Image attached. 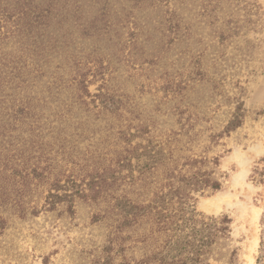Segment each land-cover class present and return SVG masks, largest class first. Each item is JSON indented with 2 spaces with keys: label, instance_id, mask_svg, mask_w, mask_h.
I'll return each instance as SVG.
<instances>
[{
  "label": "rangeland",
  "instance_id": "obj_1",
  "mask_svg": "<svg viewBox=\"0 0 264 264\" xmlns=\"http://www.w3.org/2000/svg\"><path fill=\"white\" fill-rule=\"evenodd\" d=\"M51 1L54 29L47 34L57 43L42 58L43 73L32 72V85L20 95L45 99L54 133L62 129L63 155L49 141L53 172L61 174L66 192V180L79 182L93 163L107 165L134 146L153 145L169 165L201 158L206 162L199 166L213 171L221 188L195 194L196 217L228 218L226 234L207 246L202 264H264V0ZM16 42L9 38L6 47L13 51ZM76 70L86 73L84 102H75ZM4 87L0 152L11 153L14 169L30 172L36 152L23 157L8 149L29 135L25 123L13 122L10 83ZM100 93L112 98L110 109ZM69 104L71 112L56 119L55 110ZM231 121L237 126L228 128ZM54 173L30 183L20 199L24 212L14 201L0 202V264H95L112 214L92 217L104 215L110 198L75 197L73 213L64 201L49 209ZM206 199L223 204L209 210ZM130 253L139 254L136 248Z\"/></svg>",
  "mask_w": 264,
  "mask_h": 264
},
{
  "label": "trees",
  "instance_id": "obj_2",
  "mask_svg": "<svg viewBox=\"0 0 264 264\" xmlns=\"http://www.w3.org/2000/svg\"><path fill=\"white\" fill-rule=\"evenodd\" d=\"M53 4L51 0H0V102H3L1 93L5 90L4 86L10 83L12 120L25 123L29 135L24 142L20 143L17 139L8 149L23 157L36 152L33 157L37 159L30 172H19L12 167L11 153L3 155L0 152V202L14 201L19 212H24L20 199L27 193L30 183L40 182L47 178L46 174L54 173L52 142L58 143L55 153L63 155L66 151V144L58 141L62 129L54 133L55 121L49 122V114L44 112L46 100L38 97L25 99V96L20 95L32 85V81L27 79L32 72L43 73L45 59L42 58L57 43L55 37L47 34L48 29H54L51 27L50 9ZM9 38L17 41V48L13 51L6 47ZM30 58L36 61L28 64ZM71 62L74 60L71 59ZM28 65L32 68H27ZM74 73L78 75V78H73L77 102L82 101L83 95H89V92L85 84L86 73L83 70ZM98 96L102 106L110 109L112 98L104 93ZM71 105L64 112H58L63 108L56 109L57 116L54 117L64 118L71 112ZM236 126L231 121L228 128ZM42 136L51 139L42 142ZM152 147L149 145L139 151L134 146L127 149L126 154L116 153L107 165L93 163L91 171L85 172L79 182L66 180V183L71 182L70 193L60 182L61 174L55 172L53 175L54 181L46 200L49 209H53L57 202L64 201L66 210L73 213L72 202L75 197L93 201L110 198L104 215L95 214L92 217L93 222H96L112 214L106 239L95 258V264H202L201 255L207 252V246L216 236L225 235L228 230L226 216L207 217L206 220L200 215L196 217L201 213L195 208V194L207 189L216 192L221 188L220 181L211 177L213 171L199 166L206 161L195 158L182 164H165L162 150H150ZM72 154V151L66 152L67 157ZM142 156L145 157L143 161ZM71 159L72 164L77 163V157ZM132 159L136 162L133 163ZM215 161L212 160V163ZM160 167H164L161 172ZM16 173L20 175L18 180H15ZM150 178V182L154 179L158 184L150 187L151 183L147 181ZM123 184L129 185L131 189L126 191L120 188ZM62 188L64 190L60 193ZM130 192H137L136 197H131ZM12 194L14 197L18 195V198H13ZM33 210L32 213L37 212ZM135 248L138 256L130 253Z\"/></svg>",
  "mask_w": 264,
  "mask_h": 264
},
{
  "label": "bare ground",
  "instance_id": "obj_3",
  "mask_svg": "<svg viewBox=\"0 0 264 264\" xmlns=\"http://www.w3.org/2000/svg\"><path fill=\"white\" fill-rule=\"evenodd\" d=\"M226 203L230 204L231 203V199L230 197L226 198ZM223 203L219 202H215V201H209L208 199H206L204 202H203V206H205L207 209L209 210H218L221 206H222Z\"/></svg>",
  "mask_w": 264,
  "mask_h": 264
}]
</instances>
